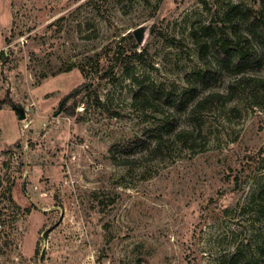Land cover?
<instances>
[{
    "label": "rangeland",
    "instance_id": "1",
    "mask_svg": "<svg viewBox=\"0 0 264 264\" xmlns=\"http://www.w3.org/2000/svg\"><path fill=\"white\" fill-rule=\"evenodd\" d=\"M258 3L0 0V264L264 259V90H229L243 75L264 81V49L244 74L209 49L204 80L192 36ZM129 35L143 59L124 68L113 53ZM141 90L148 108L134 104ZM210 93L233 95L192 119Z\"/></svg>",
    "mask_w": 264,
    "mask_h": 264
},
{
    "label": "trees",
    "instance_id": "2",
    "mask_svg": "<svg viewBox=\"0 0 264 264\" xmlns=\"http://www.w3.org/2000/svg\"><path fill=\"white\" fill-rule=\"evenodd\" d=\"M222 21L223 25L221 27H203V31L205 34L204 37H202L196 30L192 31V36L201 50V59L206 64L207 74L204 77V80L212 75H215L216 73V68L207 58V52L209 49L212 50L214 54L220 58L222 63H228L229 61H232V66L240 74H244L243 72L246 66L259 61L261 57L260 50L261 48L264 49V0H259V3L255 6L246 4L234 5L224 12ZM244 24L247 25L249 29L252 28L255 30V32H257L261 44L256 45V43L252 39V36L247 32H243L244 29H242V26ZM127 39H129L130 43H132L131 47L126 49V47L118 45V47L114 49L113 53L123 58L122 62L123 64H125L124 68H127L128 65L132 62L141 61L143 59L142 53H139L137 51L138 45L135 37L133 35H129V38ZM124 40H126V38ZM170 42L172 44H175L176 46H180V43L175 39H171ZM82 73L86 78L88 77V74L84 73L83 70ZM101 78L105 77L103 76ZM242 81L258 82L259 86L264 90V81H260L256 77H248L246 75H243L241 80L231 83L229 86V90H234L235 88H237V86H239L241 84L240 82ZM188 82L190 93L197 90V86L192 83L191 79L188 78ZM142 92L143 91L141 90L136 93L134 97V104H140L143 108H148L151 102L146 97L141 98ZM75 93L76 92H73L68 95L64 101L73 98ZM228 95L231 96L233 94L228 93ZM228 95L225 96L221 93H210L205 97L197 100L192 106L190 113L191 118L196 119L197 114L207 108V106H209L215 100H230L231 97L227 98ZM170 98H173L179 104H183L184 99L188 98V94H168L167 99ZM7 101L8 100H6V102ZM74 112L75 108H73L72 111H68L67 113L68 115L72 116L74 115ZM192 136L193 134L189 133V131H181L178 134V137L185 141L191 139ZM161 141L156 145L154 154L159 155V151L161 149ZM123 162L124 164H127L131 161L127 159L123 160ZM243 264H264V259L253 263H250L248 262V260H246Z\"/></svg>",
    "mask_w": 264,
    "mask_h": 264
},
{
    "label": "built area",
    "instance_id": "3",
    "mask_svg": "<svg viewBox=\"0 0 264 264\" xmlns=\"http://www.w3.org/2000/svg\"><path fill=\"white\" fill-rule=\"evenodd\" d=\"M5 231L4 220L0 218V234Z\"/></svg>",
    "mask_w": 264,
    "mask_h": 264
},
{
    "label": "water",
    "instance_id": "4",
    "mask_svg": "<svg viewBox=\"0 0 264 264\" xmlns=\"http://www.w3.org/2000/svg\"><path fill=\"white\" fill-rule=\"evenodd\" d=\"M19 111V113H20V117L21 118H24V113L21 111V110H18Z\"/></svg>",
    "mask_w": 264,
    "mask_h": 264
}]
</instances>
